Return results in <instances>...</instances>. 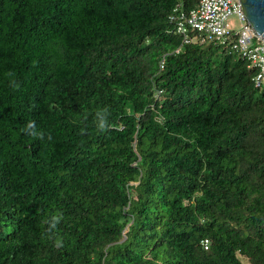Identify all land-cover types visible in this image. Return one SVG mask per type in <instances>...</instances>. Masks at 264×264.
<instances>
[{"label": "trees", "instance_id": "16d2710c", "mask_svg": "<svg viewBox=\"0 0 264 264\" xmlns=\"http://www.w3.org/2000/svg\"><path fill=\"white\" fill-rule=\"evenodd\" d=\"M198 1L0 0V264H264V89Z\"/></svg>", "mask_w": 264, "mask_h": 264}, {"label": "built area", "instance_id": "2783aa9c", "mask_svg": "<svg viewBox=\"0 0 264 264\" xmlns=\"http://www.w3.org/2000/svg\"><path fill=\"white\" fill-rule=\"evenodd\" d=\"M169 15L174 30L182 34V43L214 41L226 45L228 49L248 61V67L254 70V86L264 89V39L258 35L245 17L240 0H199L187 13ZM231 15L238 17L240 27L234 30L228 23ZM193 32V34H189ZM164 56L160 61L163 66ZM207 248V241L204 242Z\"/></svg>", "mask_w": 264, "mask_h": 264}, {"label": "water", "instance_id": "95a60500", "mask_svg": "<svg viewBox=\"0 0 264 264\" xmlns=\"http://www.w3.org/2000/svg\"><path fill=\"white\" fill-rule=\"evenodd\" d=\"M240 3L253 30L264 39V0H240Z\"/></svg>", "mask_w": 264, "mask_h": 264}, {"label": "clouds", "instance_id": "9594fccd", "mask_svg": "<svg viewBox=\"0 0 264 264\" xmlns=\"http://www.w3.org/2000/svg\"><path fill=\"white\" fill-rule=\"evenodd\" d=\"M164 56V55H163ZM162 56V58H163ZM162 58L160 59V61L162 60ZM160 61H159V68H162L160 66ZM163 65H164V61H163ZM151 92H152V97L153 99L156 101L160 100L162 94H163V88L162 87H159L155 82H152L151 84ZM155 106L152 107V109L154 108ZM34 127V123L33 122H29L28 126H27V129H32ZM139 159V158H138Z\"/></svg>", "mask_w": 264, "mask_h": 264}, {"label": "rangeland", "instance_id": "374dc122", "mask_svg": "<svg viewBox=\"0 0 264 264\" xmlns=\"http://www.w3.org/2000/svg\"><path fill=\"white\" fill-rule=\"evenodd\" d=\"M227 21H228V23L232 29H234V30L239 29L240 23H239L238 17L236 15L229 16Z\"/></svg>", "mask_w": 264, "mask_h": 264}]
</instances>
